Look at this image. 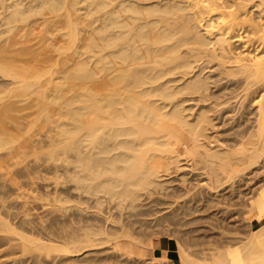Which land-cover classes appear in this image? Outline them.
<instances>
[{
  "label": "bare ground",
  "instance_id": "6f19581e",
  "mask_svg": "<svg viewBox=\"0 0 264 264\" xmlns=\"http://www.w3.org/2000/svg\"><path fill=\"white\" fill-rule=\"evenodd\" d=\"M238 105L241 111L236 118L232 114ZM227 119H231L228 129L233 130V136L217 139V124ZM41 125L45 126L46 138L36 140L33 137ZM211 129H216L215 133ZM32 143L40 148L54 147L45 158L58 161L57 167L62 166L68 174V181L63 174L59 181L73 183L69 186L76 198L70 200L74 198L73 213L79 216L76 222H84L83 216L87 219L91 215L101 223L97 228L98 224L91 227L89 221L80 226L77 222L78 227L72 225L76 230L67 241L73 243L70 245L65 242L67 238L63 241L66 244H59L26 231L16 232L19 227L14 229L16 225L2 218L8 225L2 221L5 230L0 229L1 233H18L23 249H28V244L35 251L39 247L47 253L54 250L70 256L103 244V239L115 240L114 250L119 253L127 249L122 247L124 240L132 247L144 244L136 230L148 221L136 216H148L147 205L153 207L154 214L163 208L157 206L169 203L155 195L163 188L165 174L161 172H167L171 163L178 165L180 154L176 150L181 146L190 152V164L202 169L198 171L205 177L200 183L204 191L184 193L187 196L180 200L182 203L176 200L164 207L175 216H193L213 200L211 196L232 187L240 175L264 166V0H0L3 181L11 180L9 167L16 163L13 158L17 149ZM66 192L60 193L63 199ZM253 196L247 200L250 207L244 204L254 215L243 218L250 223V232L247 237L242 235L245 239L241 244L238 236V247L231 249L233 241L227 237L231 246L222 244L227 248L221 250L220 244L219 250H211L206 248L207 240L206 249L201 251L200 246L202 255L198 250L201 256L196 257L190 249L178 245L182 264H264V177ZM89 198L94 204L87 203ZM105 201L109 204L103 208ZM25 212L26 216L27 208ZM192 216L187 217V225L195 220ZM160 218L164 216L155 219ZM74 220L71 222L75 225ZM191 228L186 229L191 232ZM234 240L237 242V238ZM127 253L129 259L136 258L130 255L134 254L132 250L127 249ZM150 254L149 264H173L166 261V256Z\"/></svg>",
  "mask_w": 264,
  "mask_h": 264
},
{
  "label": "rangeland",
  "instance_id": "374dc122",
  "mask_svg": "<svg viewBox=\"0 0 264 264\" xmlns=\"http://www.w3.org/2000/svg\"><path fill=\"white\" fill-rule=\"evenodd\" d=\"M238 107L240 108V106L238 105L236 107L235 111L232 114L236 118H237L238 115H240L237 112L240 113V111H241V108L239 109ZM247 109L248 110L252 109V106L249 105V108H247ZM227 120H225V122L224 121L223 122L220 121V124L219 123L217 124L216 129L218 131H216V129H211L213 133H215V131H216V133L214 135L217 137V139L224 140V139H229V138H231L233 136V130L232 129L231 130L228 129V126L231 128V125H232L231 119H227ZM38 128L39 129L37 130V134L33 138L36 139V140L46 138L45 126L41 125ZM219 134H221V135H219ZM40 146L41 145H39L37 143L21 145L17 149V151L15 152L16 156L13 158V161H16V163L11 164L10 167H9L10 172H11V180L13 182L10 180L9 182H12V183L9 184L8 180L6 181V179H5V181H3L4 179L0 178V181H1L0 182V196L2 195V197H0V208H2V209H0V214L2 213V215H0V217H1L0 218L1 219L0 220V224L4 220L2 218H6V219H8L7 221L10 222V225H16L14 229L19 227L17 229V231L15 230L16 232H18V231L20 232V230H22L20 233H23V232L26 233L27 232L28 235L29 234L30 235L33 234L32 236H37L38 238H40V237L42 238L43 237L44 239H47V240L49 238V239H51V241L53 239V242H55V240H56V242L59 243V244H63V243L64 244H66V243L69 244L70 242H67V241H69L70 236L73 235L72 233L76 230V227H78V226H76V224L78 222V221L76 222V220H77L76 217H79V216L75 215V213H73L75 210H74V208H72L73 207L74 198H76V196H74V195H76V192H73V188L71 189V186L73 185V183L71 181H69L70 184L67 183L68 174H66V173L64 174L63 167L60 166L62 169L59 166L57 167V165H59L60 163L58 161H56V160L55 161L57 163H55L54 161H52L54 159L51 160V158L50 159L47 158L49 156V155H47V152L49 151V149L51 150L54 147L53 146H47V147H44V148H40ZM183 148H185V147L181 146L180 149L176 150V152L178 154H180V157L178 156L179 159H180L178 165H175L174 163H171L172 165L169 166L170 169L168 168L169 170H167V172H166V170L161 172V173L165 174L162 177L163 178V182L162 183H164L163 184V188L159 189V191H157V194L155 195L157 197H161L162 199H165L169 203L163 204V206L162 205L161 206H157V208L158 207H163V208H161L159 212L154 213V214L152 213V208L153 207H151L150 205H147V206L145 205L146 206L145 210L149 212L148 216L146 214L136 216L137 218L141 217L140 219H144L145 218V220L148 221V224L143 225L144 227H142V229L141 228H137V230H136V233H137L136 235H139L140 240L144 241V244L146 242L145 246L141 242L143 245L139 244L138 247H135V246L132 247L130 245L131 246L130 247L127 244L128 241L124 240L122 242V247L124 249L127 248V249H130V251L132 250V252H134V254L130 253V255L134 256V258L136 257L135 259H133L132 257L129 259V254L127 253V249L126 250H119L121 253L117 252V248H115L116 250H114V247L116 246L114 244H116V242H115V240L113 241V239H111V241L107 240V242H104V240L106 241V239H103V241L101 240L103 244L100 243L101 245L98 244L97 246H95L96 249L94 247L92 248L94 250H92V249H89V250L82 249V251H80V250H79L80 252L76 251V252H74V254H70V256H69V254H66V253L64 255V252H63V254H62V252H58V251H55L53 253L54 250L49 251V253H47V250L43 249V251L46 250V252L45 251L43 252V251H41V249H39V247L36 248V251H35V247L31 246V245H28V244L25 245V246L26 247L30 246V247H28V249L30 250V248H32L34 251H32V250L28 251V249L26 248L27 251L25 252L26 249L25 248L23 249V247L20 246V245H22L23 240L21 239V237L18 236L19 238H17V236H16L18 233L16 235L13 234V233H16V232H12L11 233L10 231H8V232L5 231L4 233H1V232H3V230H5V225L3 224V222H5V220H6L5 219L2 222V224H1L2 226L0 225V229L3 228V230H0V264H62V263L63 264L64 263L65 264H141V263L145 264L147 262H148L147 264H149V258L151 257L150 253H153L156 256H161V255L162 256H166L167 257V260H166L167 262L171 261L173 264H182V259H181L182 257L178 253L179 252L178 251V245H182L184 248H187V250L190 249L189 253L191 252V254H193L194 256H196V254H199L201 251H204L206 248L207 249H211V250H215L216 249V251H217V250L220 249L218 247L220 244H221V250L222 249H226L227 246H226V248L225 247L222 248V244L224 246L225 245L229 246V244H230V246H231L230 240H228L227 237L229 239H231V241H233L232 242V246H233V243H234V246L233 247L231 246V249L234 248V247H238L239 246V242L241 244V242L244 241L245 237H247V235H249V232H250V223L244 222V219H243V218H245L244 216H246V217H248V216L251 217L252 216V218H254L253 212L251 214L250 211H249V208H245L244 204L246 205V207H248V206L250 207V202H248V201H249V199L252 198L253 195L255 196L259 186L262 183V178L264 177V166L259 167V169H255L254 171L250 172L249 174L247 173L246 176L244 174L240 175L241 178L238 177L235 180L236 182L235 181L233 182L232 187L228 186L229 188L227 187L226 189L221 190L220 193L218 192L217 194H215L214 195L215 197L211 196V197H213V200L209 201V202H206L207 206L205 208L204 207L202 208V206L200 207V205H203L202 203H204V201L199 203L198 206H196V207H200L201 211L199 210L200 213H199V211L196 212V213H199L200 215H202V217L200 215L199 216H194L196 213H194L193 216L192 215H188V216L186 215L184 217L183 216L180 217L178 215L175 216L174 214H172V212L168 211L169 209L167 207H164V206H166L168 204L169 205H173L174 201H176V200L179 201V203H180L181 202L180 200L184 199L187 196L184 193L189 194L191 192V194H189V195H193L194 194L193 192H195V194H198L197 191L198 192L200 191L199 193H202V191H204V188L202 187V184H203V181H205V177H203L202 173H200V172H203V171H202L201 168H198V166L194 167L193 164H192L193 165V167H192V165L190 164L191 163V161H190V157L191 156L187 158V156H188V154H190V152L189 153L185 152V149H183ZM45 150H47V151H45ZM186 150L188 151V149H186ZM43 151H44V153H43L44 156L41 153ZM184 152H185V154L182 155V153H184ZM40 154L43 156L44 160H43L42 156L39 158ZM173 154H175V153H173ZM46 155H47V157L45 158ZM48 159L50 161H47ZM45 160L48 163H46ZM54 165H56V167ZM196 167L198 169H195ZM199 169H200V172L198 171ZM56 170H58V173H60V174H58ZM55 174H56V176H55ZM62 174H63V177L65 175V178H63V179L67 180V181L64 182L63 179H61L60 181L58 180V179H60ZM57 175H60V176L57 177ZM183 175H185V177H186L185 180L182 179ZM53 176H55V177H53ZM12 177H13V179H12ZM57 180H58V182H57ZM59 182H62V183H59ZM63 182H64V184H63ZM57 183H59V184H57ZM200 183H202V184L200 185ZM2 184H4V185H6V184L8 185L9 184L8 185L9 187L7 185L4 186ZM11 184H13L12 187H11ZM69 185H71V186H69ZM56 186L59 187V188H56ZM68 186L70 188H68ZM13 187H14V189H13ZM15 187L18 188V189H16ZM184 188L185 189L187 188L186 190H188V192H186V190ZM198 188L199 189L203 188V190L202 189L199 190ZM55 190H56V193L59 192V194H60L62 192L64 195H65L64 192L67 191L66 192V196L68 197L67 198L68 200H70V198H72V196L74 197L72 200H70L71 207L68 206V204H70V203L66 199V196H64L65 198L63 199V195H62V197H61V194L59 196L58 193L57 194L55 193ZM71 193H72V195L70 196ZM45 195H46V197H44ZM57 195L59 196V198L61 197L63 199V201H62L63 203H64L65 200H67V202L65 201V204H64L65 206L67 204L66 207L61 202V199H60V203H59V200H58L59 198H57L58 197ZM42 196H43L44 199L42 198ZM181 196H184V197H181ZM33 197H35V198H33ZM2 198H3V200H2ZM46 198L48 200L45 201ZM52 199L54 200V203L57 204V206L53 203ZM219 200L222 202V205H218V201ZM244 200H246V201H244ZM49 201H50V203H49ZM5 202L6 203H10V204H6ZM24 202H27V203L29 202V203L28 204L26 203L25 205L22 206V203L24 204ZM215 202H216V204H215ZM221 202H219V203H221ZM246 202H248V203H246ZM3 203H4V205H2ZM61 203H62L61 208H63V209L60 208ZM87 203L94 204L93 201L91 200V198L87 199ZM223 203H225V204H223ZM107 204H109V203L105 201V203H103L102 207L104 208V206H106ZM7 205H9V206H7ZM41 205H42V207H41ZM214 205L217 206V208L214 207ZM24 206H25V209H24ZM50 206H51V208H50ZM55 206H56V208H55ZM145 206H143V207H145ZM208 206H210L211 208L213 207L214 209L213 208L210 209V207H208ZM8 207H10V208H8ZM13 207L15 209L16 208L17 209L15 210V209H13ZM22 207H23L24 211H23ZM28 207H29V211L30 212L28 211ZM20 208L22 209V211H21ZM26 208H27V212L28 213L25 216ZM49 208H50V210H49ZM66 208H69V210H67ZM70 208L73 209V210H71ZM229 208L233 209V211L230 210ZM58 209H60V210H58ZM65 209L67 210V213H66V211L64 212ZM209 209L211 210L212 213L210 212ZM56 210H58L59 212L56 211ZM213 210H216L218 214L216 213L217 215L215 214V216H214L213 213H215L216 211H213ZM225 210H226L227 213L225 212ZM245 210L249 211V213L247 215H245L247 213V212H245ZM231 211H232V213H231ZM208 212H210L214 218L212 216H209L211 214L208 213ZM228 212H230V213H228ZM30 213H31V215H30ZM71 213H73V214H71ZM233 213H235V214H233ZM28 214H29L30 218L28 217ZM61 214H63V215H61ZM228 214H229V216H228ZM250 214H251V216H250ZM18 215L22 216V217H19ZM72 215H73V217H72ZM166 215H167L168 219L165 218ZM170 215H171V217H170ZM172 215H173V217H172ZM204 215H205L206 218L204 217ZM220 215H221V218H220ZM47 216H48V219H47ZM160 216H164V218H162V219L160 218V220L159 219H157V220L155 219L157 217L159 218ZM189 216L190 217L191 216L194 217L195 220L189 221L188 222L189 224L187 225L186 220H187V217L190 218ZM39 217H40V220H39ZM83 217H85V220L83 219L84 222H81L82 224H88L87 221H89V224H91L90 225L91 227L92 226L95 227L98 224L95 227V228H97L100 225V223H101V222L99 223L98 220H96L97 218H95V216L92 217L90 215L89 217H87V219H86V216H83ZM90 217H92V219ZM195 217H197V218H195ZM224 217H227V218H224ZM44 218H45V220H43ZM70 218L72 220L75 219L74 220L75 225L72 224L73 222H71ZM178 218H180V219H178ZM184 218H186V219H184ZM207 218H209V219H207ZM215 218L218 219V220H216ZM164 219H165V221H164ZM221 219L223 220V222L220 221ZM229 219H230V221H229ZM184 220H185V222L183 223ZM199 220H201V221L198 222ZM181 221H182V223H181ZM217 221H218V223L220 222L221 224L220 223L218 224ZM19 222H21V223H19ZM31 222H32V224H31ZM241 222H242V224H241ZM5 223H7V222H5ZM81 223H79L78 225L80 226ZM94 223H95V226H94ZM145 223H147V222H145ZM216 223H217V226L214 227L216 225ZM222 223H223V227H224L225 230L222 227ZM7 225H8V223H7ZM21 225H24L26 227L21 226ZM68 225H70V226H68ZM72 225L76 226V227L74 228ZM218 225H219V227H218ZM226 225H227V228H226ZM188 226L190 228L191 227L193 228V229L191 228V232H189L187 230V229L190 230V228H188ZM13 227L11 226V228H13ZM35 227H38L40 229L35 228ZM196 227H197V229H196ZM217 227H218V229H217ZM63 228H65V229L67 228L68 231L64 230ZM228 228H230L228 230L229 233L226 232L227 231L226 229H228ZM234 228H235V231H238L237 233L233 230ZM231 229H232L233 232H231ZM193 230H195V231H193ZM217 230H219V231H217ZM220 230L224 233V235L221 233ZM66 232H67V234H66ZM215 232H219L220 235L218 236L219 233H215ZM230 232L232 233L231 235H230ZM243 232H244V234H243ZM206 233L210 234V238L211 239L209 238V235H206ZM225 233H227V234L225 235ZM11 234H13V235H11ZM245 234H246V236H245ZM66 235H68L69 237L66 236ZM202 235H204V236H202ZM205 235H206V237L208 239L204 238ZM242 235H244L245 237L242 236ZM14 236H16V237H14ZM99 236H102V235H99ZM142 236H143V238H142ZM221 236H222V238H221ZM238 236H240V240H239ZM60 237H61V239H59ZM218 237H220L221 240ZM233 237L237 238V242L234 240L235 238H233ZM241 237H243V238H241ZM201 238H202V240L205 239V240H203V243H202ZM216 238L219 239V241ZM12 239L13 240L15 239V241H13ZM65 239H66V241H65ZM144 239H146V240H144ZM214 239H216L217 241H214ZM10 240H12V241H10ZM19 240L20 241L22 240V241L20 242ZM149 240H150V247H148ZM194 240H195V243H193ZM207 240H209L210 242L212 240V244H210V242L207 241ZM238 240H239V242H238ZM63 241H65L66 243L63 242ZM108 241H109V243H108ZM159 241L162 242V244H164V248L165 249L162 247L164 251H161L160 249H158V250L155 249V247H157V244H158ZM198 241H199V244H197ZM205 241H206V244H208L207 242H209V244H208L209 247H208V245L206 247V244H204ZM220 241H223V242H226V243L224 244V243H222ZM215 242L216 243L218 242V244L215 245ZM105 243H108V244H105ZM193 244L194 245L197 244V245H195L193 247ZM70 245H73V243L72 244L70 243ZM112 245H113V247H112ZM212 245H214L213 248L216 247V246L217 247L212 249ZM200 246L201 247L203 246L204 248L203 247L201 248ZM196 248H198V249H196ZM195 249H196L197 252H198L199 249L201 251L199 250L200 252L196 253ZM37 250H38V252H37ZM85 251H87L88 253L85 252ZM93 253H94V255H93ZM45 254H46V256H45ZM136 254H138L140 256V259H139L140 261L138 260L139 257ZM200 254L202 255V252ZM127 255H128V257H127ZM200 256L197 255L196 257H200ZM64 257H68V258L65 259ZM145 259H147V261Z\"/></svg>",
  "mask_w": 264,
  "mask_h": 264
},
{
  "label": "crops",
  "instance_id": "0c3cea01",
  "mask_svg": "<svg viewBox=\"0 0 264 264\" xmlns=\"http://www.w3.org/2000/svg\"><path fill=\"white\" fill-rule=\"evenodd\" d=\"M162 247L164 248V245L162 244V242L159 241L158 244H157V247H155V249H156V250L160 249L161 251H164ZM164 249H165V248H164ZM153 255H154V254H153Z\"/></svg>",
  "mask_w": 264,
  "mask_h": 264
}]
</instances>
